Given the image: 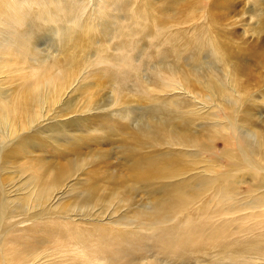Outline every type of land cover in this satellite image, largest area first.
I'll return each instance as SVG.
<instances>
[{
  "label": "rangeland",
  "instance_id": "obj_1",
  "mask_svg": "<svg viewBox=\"0 0 264 264\" xmlns=\"http://www.w3.org/2000/svg\"><path fill=\"white\" fill-rule=\"evenodd\" d=\"M13 1L0 0V264H264V207L249 199L256 195L255 179L236 177L229 191L233 199L221 196L224 184L218 182L197 202L176 207L163 219L155 205L164 207L174 199L169 191L174 179L161 176L171 166L162 162L163 155L172 161L181 157H172L176 149L169 146L156 148L148 136L144 153L160 163L143 165L137 160L143 147L135 134L139 126L149 125L157 135H179L176 125L183 121L174 116L171 102L177 97L219 115L218 120L205 116L206 121L203 114L201 120L191 116V134L206 135L209 125L225 121L234 105V95L221 94L229 73L232 89L234 78L251 85L238 116L249 111L264 131V0H194L196 9L206 8L205 32L189 31L183 21L177 22V32L194 33L203 44L200 51L163 36L173 24L171 16L155 26L159 31L148 32L144 20L136 26L128 4L111 6L105 15L100 11L105 22L93 32L56 23L47 12L42 28L22 32L8 22ZM148 1L154 9L166 5V0ZM65 5L68 16L80 12L74 1ZM216 36L233 53L225 62L208 45ZM177 54L181 64L171 70ZM172 74L177 87L169 88ZM52 81L57 90L47 84ZM39 88L52 101H44L42 116L34 107L3 119L4 102L11 110L14 101ZM229 117L232 121L235 115ZM166 120L168 127L161 129ZM249 125L236 122L227 131L240 137L254 124ZM225 137L218 135L215 146L200 155L203 163L195 172L204 169L218 178L238 164L228 151L232 140ZM144 166L151 181H139ZM67 169L71 172L56 186L54 197L52 190L45 203L38 201L39 186H50L53 174ZM239 204H245L244 210Z\"/></svg>",
  "mask_w": 264,
  "mask_h": 264
},
{
  "label": "bare ground",
  "instance_id": "obj_2",
  "mask_svg": "<svg viewBox=\"0 0 264 264\" xmlns=\"http://www.w3.org/2000/svg\"><path fill=\"white\" fill-rule=\"evenodd\" d=\"M66 1L67 0H14L13 3H15V7L13 5L11 6L10 11L12 15L8 22H11L14 25H16V27L19 28V30L22 32H31L34 30H38L35 28L42 26L43 23L41 19L45 18V14L47 12L56 23H60L62 25H68L73 28L79 29L82 32L86 31L87 33V32H93V30H97L103 26V23L105 22V18L100 17L99 15L100 11H101V15H105L110 9L109 7L111 6H114L116 9L119 7L120 4H123V5L128 4L127 6L130 8H127V9L131 11L132 19L134 20V23L136 26L139 27L140 24H143L141 23V20H144L148 22V26L150 27V30L148 32H152L154 30L159 31L158 29L155 28V26H158L159 23L162 25V20L165 19V21H167L171 16L173 18V24L165 29L164 34L162 33L163 36L165 35L168 41H172L174 44L181 46L182 48H185L183 46L187 44L188 45L186 47L194 45L196 51H200L199 49L203 45L202 43H197L195 41L194 33L198 30H203L205 32L206 29H201V28H206V14L207 13H206V8L203 6H200L196 9L197 5L194 2V0H182V1L181 0H166L165 7L161 9H158L161 6V4L157 9H154L155 7L152 6L148 0H141L140 2L141 4H139L138 0H99L102 3V6L100 7V9L96 8V2H97L96 0H70V1H74V4L76 6H79L80 12L77 13L76 15L71 13L69 14V16L66 12V5H65ZM198 2L201 3L202 1L198 0L197 3ZM132 4L133 6L131 7ZM143 5H148L149 9L146 8L143 10L142 9ZM35 6L37 9L35 8ZM173 6L174 8H172ZM176 10H179V11H176ZM111 18H114V16L112 15ZM36 19H39V23H35ZM180 21L185 22L187 25V29H189V31L192 30V32H194L192 37L186 34L177 32V27H178L177 22H180ZM201 22H205V24L198 25ZM146 30H147V27H144L142 31L146 32ZM208 45L219 56L218 59L220 61L225 62L228 59H231V56L233 55V53L230 52L228 44L222 43V39H219L217 37V38H213L212 41L208 40ZM181 58L182 57L179 56L178 54L176 55L175 62L172 65L171 70L178 69V67L181 64ZM257 58L259 60L261 57L257 55ZM232 67H235L234 71L238 70L236 66L232 65ZM245 71L246 69L244 68L243 73L247 75L248 72H245ZM174 78L176 77L172 74L169 79V85H168L169 88L177 87V85L175 84L176 81ZM230 78H231V74L229 73V75H227V79H228L227 87L228 88L225 87L224 89L221 86V90H222L221 94H225L227 92L228 94L234 95V99H232L233 101L231 103L234 105L228 107V109L231 111L230 113L235 115L232 121L230 120V117H229L230 113H229V116L227 119H225V121H221L219 123H213L212 126L210 124L208 127L209 133H207L206 135L202 136L200 135L201 133H199L198 135L194 136L191 134V131H192L191 116L198 118V120L202 119V116H201L202 114H203L204 120L207 117H212L213 120L214 119L218 120L220 119V117H218L219 116L218 114H214V113H211V114H206V112L203 113L200 109L198 110L188 100H185V99L179 100L176 97L171 102H173L174 104L173 105V108L175 110L174 116L178 117V119L183 121V124L176 125L180 132L179 135L173 136V135H167L163 133L162 135H157L156 131L149 125H146L144 127L139 126L137 128L138 130L135 132L136 136L141 141V146L143 147V151H141L137 155V160L138 159L142 160L143 165H151L152 167H155V166H158L160 163V161L157 158L152 157L150 155H145L144 153L146 149V141L147 139L150 140L148 136H152L154 143H156L155 145L156 148L162 147L164 145L169 146L170 148L176 149V150L170 151V154L172 155V157L177 154H180V157H181V159L179 160L172 161V160H169L165 154L163 155L162 162L169 164L171 166L165 168L161 172V176L174 179L169 184V191L172 193L171 197L174 195V199L170 200L169 204L165 205L164 207H162L163 204H159L158 206L155 205L157 209H160L163 219H166V217L169 216V214H172L176 207H179V208L181 207V209H185L189 207L190 205L194 204L195 202H197L202 195H204L205 193L209 191H212V189L218 182H222L224 184L223 192L225 193L223 194L221 193V196L224 198L233 199V192L230 193L229 191H233L235 183H236L235 178L240 176L241 174H249L252 176V178L255 179V182H251V183L254 184L253 186L254 190L253 189L252 190L253 192H256V195L253 197L251 196V198H249L251 200L250 204L255 203V204L261 205V207H264V131L258 126V122L255 123L254 118H253L254 120H252V115L250 114L249 111H247L242 117L238 116L239 113L245 110V108L239 106V104L241 103L242 98L246 95V91L248 89L246 86L249 87L250 84L245 86L244 82L240 78H238L237 80L234 78L233 83H235L236 89H232L230 85ZM47 84L49 85L51 84L54 90L58 89L57 87L58 83L55 84V86L53 85L54 84L53 81ZM41 94L42 93L40 92V88H39V91L34 92L31 96L22 97L21 99L14 101L15 107H13L11 110H10L11 107H9L10 104H7V102H4V104L8 106L3 111V119L4 120L9 119L6 116L8 113H11L13 114V116L17 117V112H22V111L27 112L31 108H34V107L40 110L41 112L40 115L42 116L44 112L43 105L46 103L44 101H50V95L48 97L47 96L43 97L41 96ZM55 94L58 95L59 93H55ZM187 96H189V94H187ZM56 97H54V99ZM59 97L60 95L58 96V99ZM40 115H38V117H40ZM244 120L245 122H250V125L252 124L254 125H252L251 127L247 126L246 128L248 129V131L246 132V134H243L240 137H238L237 134H234L231 136L227 130H230L232 125H234L236 122L239 125ZM253 126L256 127V130H254L255 128ZM166 127H168V121L162 126H160L161 129H164ZM218 135H226L227 138L225 137V139L232 140V146L229 147L228 151L232 153L234 159L238 162V164L234 165L235 162L233 163V165L231 164L232 165V167L230 166L231 170L225 171L221 175L219 174L220 176H218V178L215 177V175H206V173H204V169H203V172L202 171L195 172V170H197L199 165L203 163V161L200 158V155H203V154L205 155L206 151L211 150L215 146V142H216V139H218L217 138ZM244 145H246V147H244ZM133 154H134V151L132 155ZM123 156L128 157L129 155L128 153H124ZM249 162H253L254 164L252 163L249 164ZM136 165L138 166L139 164L137 163ZM136 165L133 164L132 168L135 169L137 167ZM143 169H144V175L141 179H139V181H144V182L151 181V176L149 175V171L146 169L145 166L143 167ZM74 170L76 171V169ZM70 172L71 170L67 169V170L61 171L60 174L59 173L53 174V182L50 186L48 187L46 186L43 188L39 186L38 201L40 202L46 201L47 200L46 197L48 196V193L52 192V190H53L52 193L54 197V189L56 188L58 184L61 183V181L65 180L66 176L70 174ZM153 179H154V176H153ZM215 189L217 188L215 187ZM261 191L263 192L260 193ZM61 193L62 192L58 193V195H60ZM185 194L189 195L190 197L185 196ZM253 198H255L254 201H252ZM239 207L242 208V210H244L243 208H245V204L243 205L239 204ZM150 215L154 216L155 219L160 218L159 215H155L153 213H150ZM147 219L157 224H160V223L165 224V222H160L154 219H149L148 217ZM79 224H80V221H79ZM216 236L218 237V235Z\"/></svg>",
  "mask_w": 264,
  "mask_h": 264
}]
</instances>
